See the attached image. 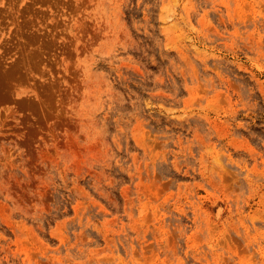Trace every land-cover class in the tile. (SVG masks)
Instances as JSON below:
<instances>
[{
  "label": "rangeland",
  "instance_id": "rangeland-1",
  "mask_svg": "<svg viewBox=\"0 0 264 264\" xmlns=\"http://www.w3.org/2000/svg\"><path fill=\"white\" fill-rule=\"evenodd\" d=\"M0 264H264V0H0Z\"/></svg>",
  "mask_w": 264,
  "mask_h": 264
}]
</instances>
